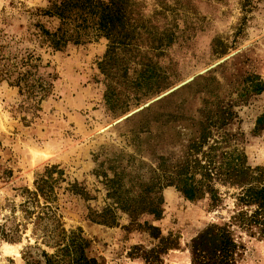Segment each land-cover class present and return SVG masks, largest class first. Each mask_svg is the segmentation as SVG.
I'll use <instances>...</instances> for the list:
<instances>
[{"label": "rangeland", "instance_id": "1", "mask_svg": "<svg viewBox=\"0 0 264 264\" xmlns=\"http://www.w3.org/2000/svg\"><path fill=\"white\" fill-rule=\"evenodd\" d=\"M143 3L146 18L176 32L164 59L175 80L113 113L104 105L97 68L107 41L54 52L36 27L58 25L36 15L46 0H0V264H26L25 255L31 264H44L43 254L56 252L57 225L66 235L81 232L84 256L96 264H146L133 247L153 245L146 234L124 229L126 214L116 211L113 228L88 216L114 207L108 195L115 189L136 196L185 166L195 181L200 166L213 169L210 185L220 201L212 206L205 189L192 201L174 187L161 190L162 216L151 224L177 247L162 254L160 264H191V238L209 225L228 224L239 210L250 211L237 205V197L260 187L252 176L264 170V0ZM216 39L228 46L225 54L212 52ZM27 57L36 67L24 65ZM26 71L33 96L23 82L22 89L10 86ZM39 83L45 94L38 93ZM50 168L55 171L48 177ZM234 168L246 175H225ZM47 178L49 203L32 196L36 182ZM231 230L242 246L237 264H264V238L255 230Z\"/></svg>", "mask_w": 264, "mask_h": 264}, {"label": "trees", "instance_id": "2", "mask_svg": "<svg viewBox=\"0 0 264 264\" xmlns=\"http://www.w3.org/2000/svg\"><path fill=\"white\" fill-rule=\"evenodd\" d=\"M44 9L37 10L40 17L55 19L58 25L49 30L42 24L36 25L48 48L60 52L68 44L82 45L91 40L103 38L107 41L106 50L97 63V68L105 87L103 102L110 112H124L132 104L142 98L159 93L168 88L175 80L171 66L165 64L169 50L175 44L177 36L172 27L158 26L146 18L143 0H46ZM242 30H239V34ZM228 46L219 40H214L212 52L216 55L225 54ZM33 57H27V67L34 68ZM48 66V65H47ZM26 74H19L10 86L19 87L24 83L28 96H33L35 86L27 84ZM173 77V79H171ZM5 80L0 71V82ZM22 89L21 87H19ZM38 93L45 94L47 88L42 84L36 87ZM44 96V95H43ZM35 98V96H34ZM238 160V157L236 158ZM198 164V163H196ZM203 172L200 180H194V173L188 166L174 177L155 179L143 186L136 196L124 194L121 188L115 189L108 197H112L113 206H107L100 214H90L89 220L109 228L118 226L116 211L126 214L129 224L124 227L128 232L137 231L146 234L153 246L146 249L141 246L133 247L135 256L141 257L146 264H160L161 255L177 244L168 237H162L160 230L152 226V222L162 216L163 199L160 192L165 187H174L188 200H196L205 189L210 194L212 206H217L220 199L217 191L210 185L212 171L209 166H200ZM55 168L47 170L48 177ZM226 176H245L240 169H226ZM48 179L36 182V192L32 196H40L45 203L51 201L52 186ZM252 179L261 183L260 187H250L237 197V205L250 207L249 210H239L228 224L209 225L191 238L187 245L191 264H237L242 246L235 240L231 227L249 231L254 230L264 238V170L259 171ZM81 194V193H80ZM145 217L151 221L143 220ZM43 218H36L37 227ZM53 238L56 252L52 256L43 254L44 264H96L84 256L86 242L81 232H70L68 235L57 225ZM25 263L31 264L25 255ZM69 259L65 261V259Z\"/></svg>", "mask_w": 264, "mask_h": 264}]
</instances>
